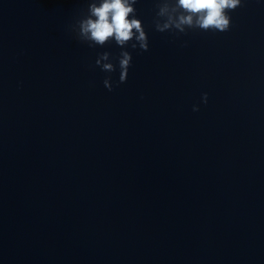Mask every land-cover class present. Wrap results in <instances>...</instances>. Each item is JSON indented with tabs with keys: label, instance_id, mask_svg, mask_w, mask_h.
Segmentation results:
<instances>
[{
	"label": "water",
	"instance_id": "water-1",
	"mask_svg": "<svg viewBox=\"0 0 264 264\" xmlns=\"http://www.w3.org/2000/svg\"><path fill=\"white\" fill-rule=\"evenodd\" d=\"M87 3L0 0V264H264V0L184 34L137 0L146 52L77 42Z\"/></svg>",
	"mask_w": 264,
	"mask_h": 264
},
{
	"label": "clouds",
	"instance_id": "clouds-1",
	"mask_svg": "<svg viewBox=\"0 0 264 264\" xmlns=\"http://www.w3.org/2000/svg\"><path fill=\"white\" fill-rule=\"evenodd\" d=\"M137 0H88L87 9L69 25V32L77 42L88 47H103L114 42L121 49L131 47L148 51L147 34L141 20L137 19ZM242 7V0H157L154 28L157 32L186 33V30L227 32L231 28L230 12ZM104 52L95 60V67L106 73L119 69L116 82H126L132 56L127 50L120 52L117 63L111 62ZM108 91L113 90L110 77L103 81ZM202 101L207 102V94ZM194 112L199 109L193 106Z\"/></svg>",
	"mask_w": 264,
	"mask_h": 264
}]
</instances>
